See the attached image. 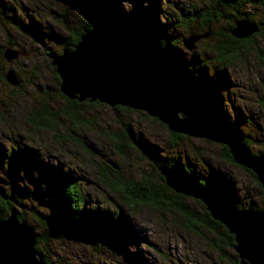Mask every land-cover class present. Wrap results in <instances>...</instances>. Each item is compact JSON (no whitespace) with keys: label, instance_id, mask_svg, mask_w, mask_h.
<instances>
[{"label":"rangeland","instance_id":"1","mask_svg":"<svg viewBox=\"0 0 264 264\" xmlns=\"http://www.w3.org/2000/svg\"><path fill=\"white\" fill-rule=\"evenodd\" d=\"M12 1L27 5L20 20H29L32 16L38 26L22 31L0 23V163L3 161L1 153L6 154L19 144H28L31 153L38 155L45 163L52 164L55 174L56 170L62 175L63 170L72 174L88 205L111 207L120 211L122 229L127 235L126 241L121 238L92 241L56 228L53 231L55 238L49 244L52 249L46 243L39 246L45 256L53 264H234V258H229V255L222 258L211 247L208 239L214 234L210 229L199 227L198 232H195L181 226L179 221L182 215L179 209L150 205L131 208L123 196L103 182L101 163H105L107 170L113 173L115 169L112 166L121 168L128 177L136 178L140 176L142 167L150 168V160L144 155L146 147L142 152L137 147H127L124 154L117 150L111 135L126 122L132 131L144 137L143 144L149 140L154 142L153 145L163 155L176 157L181 164H193L198 178L204 179L203 182L206 180L208 186L214 185L215 179L218 180L236 196L235 206L256 211L263 207L264 189L256 175H252V169L223 157L222 145L226 143L220 139L179 130L186 137L181 136L173 144L170 141L171 131L153 115L139 108L116 109L104 101L77 106L83 120L75 127L76 134H71L73 122L66 115L61 117L55 128L34 129L28 117L32 109L39 108L46 100L56 108L63 107L67 102L60 93L61 80L58 79L56 65L52 62V56L48 55L50 50L63 51L64 46L57 41L56 35L68 34V26L63 25L58 18L65 15L67 10L71 15H66L68 19L65 21L83 27L85 16L79 15L75 7L63 2L56 1L51 5L48 0ZM109 1L108 7H120L130 12L134 19H140L136 8L142 11V6H146L149 11L148 20L157 18L160 22H166L168 18L175 21L176 24L165 29L173 44L167 43L188 63L191 59L196 61L201 58L202 64L198 63L196 69L192 70L195 75L201 72L208 86L214 85L215 103L223 121L241 140L243 137L250 138V152L264 155V61L257 51V47L264 50V28L256 33L251 43L242 45L236 57L222 64L210 49L215 37H209V32L197 37L191 48L184 45L183 38L197 31L198 27L194 21H186V17L181 14L177 16L175 12L184 7L190 8L192 4H197L199 8L212 6L217 15L210 21L211 29L218 30L222 27L224 29L232 21L231 6L222 7L217 3L212 4L210 0H156L155 3L152 0ZM239 8L249 13L254 20L264 22V0H251ZM107 18L106 23L110 20ZM102 19L106 20V16H101L103 22ZM34 29L37 31L30 32ZM9 36L15 43L8 42ZM8 45L19 50L18 55L11 59L4 53ZM10 70L22 79V83L19 82L16 87L8 79ZM187 173L191 179L194 178L190 172ZM35 174L40 177L38 172ZM155 179L159 181L158 177ZM0 185L4 188L10 185L8 177L1 172ZM27 185L32 186L30 183ZM51 191L52 188L49 193ZM217 191L223 195L221 190ZM193 196L186 195L184 199L195 205L193 202H197L195 199L199 197ZM13 210L16 213L24 212L38 233L46 230V225L35 216V212H47L37 198L28 199L23 206L14 201V207L8 211L11 213ZM60 232L61 237L58 236ZM227 250L235 253L234 248ZM65 259L67 262H64Z\"/></svg>","mask_w":264,"mask_h":264},{"label":"trees","instance_id":"2","mask_svg":"<svg viewBox=\"0 0 264 264\" xmlns=\"http://www.w3.org/2000/svg\"><path fill=\"white\" fill-rule=\"evenodd\" d=\"M48 1L51 5L52 2L55 3L56 1L63 2L66 5H71L76 8V11L80 13L79 15L85 16L83 27L77 26L73 22L70 24V22L65 21V19H68L66 15H71L67 10L65 11V15L58 18L59 20H62L63 25L68 26V34L65 36L58 34L56 35V38L59 43L61 42L63 46L68 49L76 45L82 33L86 29L91 28L96 24L93 18L89 17L85 11L80 9L72 1ZM92 1L95 4V14L100 17L102 16V18L106 16V20L102 19L103 22L106 23L108 19L107 17L110 18L106 24L111 26H121L124 29L140 33L143 37L158 36L162 42H169L170 44H173L171 43V36L165 32V29L173 23L176 24L175 21H170L168 18H166V22H160L157 18H153L151 21L148 20L149 11L146 6H142V11L136 8V12L140 15V19L138 20L134 19L135 17H132L130 12L120 9V7L117 8L113 5L111 8L110 6L108 7L110 4L109 0ZM155 1L156 0H152L153 3H155ZM249 1L251 0H210L212 4L217 3L222 7L231 6L233 9V18H247L250 22H253V24L256 25L257 28L251 32L250 35L245 37H237L231 32V28L235 26L233 18L232 21L228 22L224 29L222 27V29L212 30L210 21L215 19L214 16L217 15V13L214 12L215 8L213 10L212 6L206 7L204 5L205 7L199 8L197 4H192V7L186 9H184L185 7L181 8L175 12V14L177 16L181 14L183 17H186V21H194L198 30L192 31L191 33L196 34L209 32V37H215V41L211 45L210 49L216 55L217 60L224 64L229 60V58L236 57L239 54L242 45L245 43H251L254 40L256 33H259L264 28L262 26L264 24L263 21L254 20L249 13L239 8ZM26 8L27 5L23 2L14 3L12 0H5L4 2L1 1L0 23L5 27L14 26V28L21 29L22 31L28 30V28L33 26H38L32 16L29 17V20H20ZM35 31H37V29L30 30L32 33ZM51 35L53 34L51 33ZM8 42L11 44L15 43L12 41L10 36L8 37ZM172 42H174V40H172ZM8 47H13V45H8L4 48V50ZM257 51L260 54V58L264 61V50L257 47ZM198 63L202 64L201 58L196 61L191 59L190 63H188L190 70H194V68L196 69L195 66H198ZM57 76L58 79L60 78L61 80L59 73ZM196 76L200 80L199 85L207 90L212 111L217 113L219 116L218 106L215 103L213 90L214 85L208 86L204 77H202V73L199 72ZM220 80H223V75H221ZM20 83H22V79L20 80ZM14 86L16 87L18 84H14ZM60 93L67 101L63 107L56 108L54 105H50L51 103H48L46 100L43 102L42 106L39 108L36 107L30 111L28 117L30 118L34 129L43 130L55 128L61 117L66 115L73 122L70 130L71 134H76L75 127L83 120V116L77 106L83 105L84 103L92 105L99 104L101 102L98 99L91 100L90 97L82 100L72 98L65 94L61 89ZM111 106L116 109H135L132 106L121 103H115ZM139 110H143L149 114L145 109L139 108ZM1 115L2 108H0V116ZM153 117L159 119L157 116ZM159 120L171 131V143H177L181 136L186 137V135L180 133L179 130L170 129L167 123L163 122L161 119ZM229 123L232 125L231 122ZM111 136L117 146V150L121 154H124L127 147H137L141 152L144 150V147H146V153L148 154L146 155L145 153L144 155L150 160V168L142 167L138 178L134 176L128 177V175L124 174V171L121 168H115L114 166H112V168L115 169L113 173L112 171L107 170V165L105 163H101V168L103 169V177L101 179L112 191H117L119 195L123 196L124 201H126L131 208L137 207L138 205H150L164 209H170L171 207L179 209L182 215L179 221L181 226H183L186 230H192L195 232H198L199 227H207V229H210L214 234L211 239H208L211 247L215 248L222 258L229 255V258H234L232 259L234 264H240L237 254H232L231 252L229 253L227 250V248L234 247L233 233L229 232L222 222L210 215L209 210L204 207V203H202L199 198H194L197 201L193 202L195 205H191L189 201H186L184 196L193 195L174 190L169 184H167L165 176L158 168L164 165L171 166L175 164L179 167L178 170L182 172H190L195 180L208 186L206 180L203 182L204 179L202 180L201 178L200 180L198 178L196 169L192 167L193 164L191 165L188 162L181 164L176 157L172 158L163 155L161 152H158V148L153 145L154 142L152 143L147 140V143L143 144L142 141L144 137L132 131L129 124L126 122L123 123V127L112 132ZM242 140L248 148L250 138L243 137ZM222 146L223 157L236 162L229 150V147L226 144ZM29 148L28 144H19L8 153H1L3 161L0 163V172L8 177L10 185H7L8 188H4L0 185V216L7 218L10 215L8 210H11L14 207V201L22 204V206L28 201V199L37 198L39 202H41V205L46 208L47 212H35V216L39 219V222L46 225V230H44L43 233H38L35 228L31 226L24 212H17V216L20 220H26L31 226L32 232L37 239V242L35 243L36 247L41 251L46 264L53 263L49 257L45 256L44 251L39 246L40 244L44 246V243L47 244V247L49 246L52 238H55L53 231L56 228L63 229L64 231L72 233L71 235H74L75 237L78 236L86 240L101 241V239H108L111 241L115 238H121L123 241H126L127 235L124 232V229H122V214L120 211H115L111 207L88 205L87 201L82 196L80 186L74 180L70 172V174H67L68 172L63 170L64 175H62L59 170H56L55 174L53 172L52 164L45 163L38 157V155L31 153ZM105 168L108 172H106ZM35 172H38L40 177L37 176ZM251 173L255 176V173ZM55 177L60 179V181H57ZM156 177H158L159 181L155 179ZM19 182H23V185L22 183L19 185ZM28 183L32 184V186H28ZM210 186L217 190H221L224 196L228 195L236 201V196H234L233 192L224 187V185L218 180L215 179L214 185ZM51 188L52 191L49 193ZM262 205L264 206V195L262 197ZM61 232L58 235L59 237L62 236ZM64 262H67L66 259Z\"/></svg>","mask_w":264,"mask_h":264},{"label":"water","instance_id":"3","mask_svg":"<svg viewBox=\"0 0 264 264\" xmlns=\"http://www.w3.org/2000/svg\"><path fill=\"white\" fill-rule=\"evenodd\" d=\"M69 1L96 24L82 33L74 47H65L62 52L48 51L65 94L80 100L90 97L110 105L121 103L145 109L170 129L220 139L237 162L252 169L264 189V155L250 152L237 133L212 111L207 90L199 85L188 62L174 52L172 45L158 37H143L121 26L103 23L95 14L92 0ZM234 22L231 32L237 37L248 36L257 28L247 18H235ZM207 33H192L183 38V43L191 48L197 37ZM4 53L11 59L19 50L8 47ZM10 71L9 81L18 84L19 77ZM158 168L167 184L176 191L199 197L210 215L233 233V248L240 264H264V206L256 211L239 208L230 196L191 179L175 164ZM36 242L31 226L19 219L16 210L7 218L0 216V264H46Z\"/></svg>","mask_w":264,"mask_h":264},{"label":"flooded vegetation","instance_id":"4","mask_svg":"<svg viewBox=\"0 0 264 264\" xmlns=\"http://www.w3.org/2000/svg\"><path fill=\"white\" fill-rule=\"evenodd\" d=\"M192 71V70H191ZM193 72V71H192ZM199 73V72H198ZM201 73V72H200ZM195 75V74H194ZM196 76V75H195ZM197 77V76H196Z\"/></svg>","mask_w":264,"mask_h":264},{"label":"clouds","instance_id":"5","mask_svg":"<svg viewBox=\"0 0 264 264\" xmlns=\"http://www.w3.org/2000/svg\"><path fill=\"white\" fill-rule=\"evenodd\" d=\"M64 48H65V47H64ZM64 48H63V49H64ZM54 51H55V50H54Z\"/></svg>","mask_w":264,"mask_h":264}]
</instances>
